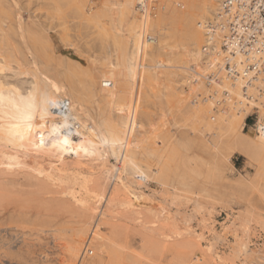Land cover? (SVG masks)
<instances>
[{
  "label": "rangeland",
  "instance_id": "374dc122",
  "mask_svg": "<svg viewBox=\"0 0 264 264\" xmlns=\"http://www.w3.org/2000/svg\"><path fill=\"white\" fill-rule=\"evenodd\" d=\"M4 1H6L4 2L6 4L8 0ZM69 1L11 0L6 5L0 3L3 7L7 6V11L1 12L2 9L0 10V29H4V32L7 31L5 33L9 37L1 44L4 43V51H10V63H12L13 68L32 69L30 72L36 73V70L48 68L44 69L43 65L40 67L41 64L48 66L50 65L49 61H51L54 65L56 64L55 60H58V62L60 61V65L58 64L60 70L62 72L66 71L65 75L68 74L66 77L69 76L70 79L62 80L61 76V80L66 81L68 85L72 84L70 85V88H72L75 85L79 86L80 84L81 86V84L87 82L84 80L85 78L89 79L86 75L89 72L85 71L82 76H79V74L77 76V72L72 73L73 71H71L73 68L71 63H80L82 64L81 68L85 67V69H87L86 67L90 69V65L92 67L94 65L91 69L95 70L94 68H96L97 70L93 71L94 73L92 70L90 71L96 88H100L105 84L106 86L109 85L107 88L116 89L117 99L115 98V101L123 95L127 96L130 78L126 75V67L123 61V38L119 43L111 38L112 33L120 32L123 37L128 35L127 22L122 14L121 5L118 4L119 1L112 0L115 5L110 3L107 5L113 6V10L110 12L111 16L109 15L111 19L108 22L111 23L114 19L113 23L117 29L113 24L110 25L106 22L108 25L105 26L82 12L74 11ZM104 1L106 0H94L98 3H93L91 7L93 13H95L96 5L99 4V7L105 5V3H102ZM192 3L194 4V0H176V5L169 3L170 8L163 10L164 18L157 27L160 34V44L162 46L160 52L162 55L158 58L156 63L159 66L155 69L158 73L155 84L160 83L154 88L148 87L147 94L144 95L145 98L141 99L143 111L139 117L142 130L148 129L151 121L155 122L159 128L157 137L151 136L152 148L149 149L148 154L154 164L151 167L154 169H149L146 163H143L144 169L147 168V170L153 171L154 174L149 187L145 188V192L148 194L151 191H154L151 193H157L158 195L154 196L158 201H161L164 209H158L153 215L146 212L148 214L146 216V213H144V223L142 221L143 217L140 221L135 220L136 215L134 213L130 214L131 212L124 211L128 213L126 214L121 210L118 211V209L119 213L117 212L115 215L117 217L122 214L120 215L122 218H111L108 223L105 222L101 225L100 235L92 240L90 248L84 251V245L82 246L83 250L80 246V252L78 251L79 255L77 256L74 250L78 247L80 237L85 231L90 232L91 227L97 225V223L104 222L100 219V216L96 215L94 219H91L88 215L82 214V210L79 212L80 206L74 203L77 206L75 207L71 203L74 201L70 195L68 199L70 198L69 201L71 202L66 200V203L65 201L62 203L63 200L59 197L67 198V194H60V196L58 193H62L63 188H65L64 185L62 187L57 186L56 183L53 185L54 182L51 181V183L48 180L46 182L49 183L46 185L45 178L40 176L41 179L38 174H30L32 172H25V170V173H19L20 171L15 170L18 172L14 173L15 171H13L14 174H11L6 172V167L0 166V264H223V261L218 260V257L215 256V251H219V254L222 255L225 254L226 257L228 254L238 264L241 263L238 262L240 261L238 259L240 254V257L244 258L249 254L253 256L257 251H260L257 254L260 259H264V165L262 167V164L258 161L247 158L233 145V142L227 141L228 133L223 128L209 122L204 115L196 116L190 113L189 101L184 106L179 104L175 95H171L168 89L165 88L166 81H168L166 78L167 71L170 70L167 65L171 64L168 62L167 54L175 46L177 37L182 36L184 33L186 18L188 14H191L192 9L194 10V7L190 9ZM9 6L10 10L8 9ZM45 29L46 33H44ZM35 36L40 37L39 40L36 37L35 42L37 44L38 41L44 42L45 38L48 37L51 47L45 46L44 48L41 45L43 42L41 44L39 42V44L44 50L48 47L51 48L45 51L49 52L48 57L53 55L56 59L52 60V56L47 60L43 57L47 52L43 50L44 54L42 55L40 47L38 51L40 54L36 52V47L32 42ZM46 42L44 45L47 44ZM5 46H8V48H5ZM50 50H53L52 55H50ZM31 55L37 58L39 66L35 65ZM52 65L49 66L48 72L52 70ZM58 66L56 64V69H58ZM74 67L76 69V65ZM113 67L115 68L113 69ZM109 68L112 73H110ZM52 72L54 73V71L50 73ZM53 73L51 75L56 76ZM57 77H60V75ZM28 78H31L30 75ZM165 78L166 81H164ZM105 79L107 82L104 81ZM84 91L82 89L81 92ZM122 91L124 94H122ZM86 92L81 95L83 99ZM87 95V98H85L87 101L85 100L84 105L87 106L88 112L96 117L104 115L102 106L107 108L108 106L103 104L100 94L95 97ZM96 101H100L102 106ZM122 105L123 100L121 99L113 106L114 112H119L118 116L127 110V107L123 108ZM115 113L112 116L116 117L117 113ZM258 121L259 112L253 110L246 120L245 130H250V127ZM69 159L73 160L72 157H69ZM82 166L84 171H91L96 176L97 165L86 163ZM155 169L159 172H156ZM109 184L110 187L107 186L108 189L106 188L108 193L114 186L112 185L114 183L109 182ZM174 198H177V200L174 201ZM178 198L185 199V201L180 200L179 202ZM194 198L203 201V205L206 202L204 208H211L210 211L212 212L209 209H200L202 205L197 210L201 216L203 214V218H201L199 212L195 211L196 207L193 204L196 200L192 201ZM102 205L105 206L104 201ZM72 207L78 208V210H74ZM191 209H194L193 212ZM176 210L177 212L178 210L188 212H181L182 214L179 213L177 216L174 213ZM171 213H174L173 217L182 221V224H179L180 221L178 220H176L178 223H175L174 218V220L167 219V221L166 215ZM187 213L188 215L197 214V216H194L195 218L193 217L192 225H195L194 228L197 231L199 230L198 232L203 230L206 238L202 236L199 239L195 234H188L187 237H184L186 234L183 236L185 232L182 230V225L185 219H180V217H183L184 214L188 216ZM129 214L134 220H130L131 218L127 216ZM133 214L135 217H133ZM205 216H208L209 223L206 221ZM196 217L200 218L197 219ZM195 220H199V222ZM169 221L174 222L169 224ZM226 223L229 225L228 227ZM172 224L173 226H171ZM209 224H211V231L208 230ZM212 225L217 232L223 231L220 234L225 233L223 236L225 240L222 239L221 242L218 241L208 247V239L212 240L214 234H216ZM176 226H178V230L175 229ZM205 226L206 229H203ZM172 228L176 231V233L174 232L175 235L173 234L174 237L178 236L180 239L172 236ZM177 231L182 232V236L178 235L179 232ZM182 239H185V241L181 242ZM244 245L249 248L247 253L243 251ZM228 258L226 262L231 264L232 258L231 260ZM228 263L224 262V264Z\"/></svg>",
  "mask_w": 264,
  "mask_h": 264
},
{
  "label": "bare ground",
  "instance_id": "6f19581e",
  "mask_svg": "<svg viewBox=\"0 0 264 264\" xmlns=\"http://www.w3.org/2000/svg\"><path fill=\"white\" fill-rule=\"evenodd\" d=\"M8 1L6 4L10 3L11 0ZM118 1V4L121 5L122 14L127 22L128 35L123 37L120 32L112 34L110 32V34L112 35L111 38L113 41L118 43L121 42L120 40L123 38V61L126 67V75L130 78L127 96L123 95V97L121 96L122 98L120 97V99H118L123 100L122 106L123 108L126 106L127 110L121 111L122 113L120 112L121 114H119V116V112H116V114L113 108L118 101H115L116 89L114 90L111 86V88H107L109 85L106 86L105 84L100 88L95 87L92 72L97 69H91L94 65L93 67L90 65V69L88 67L85 69V67L81 68L82 64L80 63H71V66L73 65L71 71H73L72 73L77 72V76L78 74L82 76V73L85 74V71L87 73L89 72L86 74L89 79L85 78L84 80L87 81L85 82L86 84L83 83L81 86L80 84L79 86L74 84L75 86L72 88H70L72 84L68 85L66 81H62L65 79L67 80V78L68 80L70 79L69 76L66 77V75H68H65L66 71L62 72L60 70L58 66L60 61L58 62V60L55 61L59 71L56 69V64L52 65L51 61H49L50 65H52L51 71L55 73L56 70V76L60 75V77L57 78L51 75L53 72H48L50 65L46 66L41 64L40 67L43 65L44 69L47 67L49 69H39L36 70V73H31L30 70L32 69H15L12 63H10V51H4V43L1 44L9 38L5 33L7 31L4 32V29L1 28L2 31L0 29V166L6 167V172H10L11 174L18 171H20L19 173L29 171L32 172L30 174H38L39 177L42 176L45 178L44 182L46 185L49 183L46 182V180L54 182H51L53 185H55V183L57 186L61 187L64 185L63 187L65 188H63L62 193H58V188L56 189L58 195L67 194V198L59 197V199L61 198L63 200L62 203H64V201L66 203V200L69 201L70 198L68 199V196L70 195L74 202H69L75 203L81 207H79L78 210V208H75L77 206L74 204L75 207H72V209H77L79 212L82 210L81 213L88 215L91 219H94L96 215L100 216V219L104 222L97 223V225L91 227L90 232H87V230L83 233L82 237H80L78 247L74 250L77 256L79 255L78 251L80 252V246L82 247L84 245V251L90 248L92 240L100 235L99 231L101 225L105 222L108 223L111 218L118 219L121 217L120 215L122 214L116 217L115 214L118 211L131 212L130 214L134 213L136 217L134 214L133 217L136 218L135 220L138 219L139 221L141 217H143L142 221L144 223V213L147 212L149 215H153L158 209H164L161 201H158L154 196L158 195L157 193H151L154 191H151L150 194L145 192V188L149 187L154 174L153 171L147 170V168L144 169L143 167V163L145 162L149 169H154L152 168L154 164L148 154L149 149L152 148L151 136L154 135L157 137L159 128L155 122L151 121L149 123V128L142 130L139 116L143 111L141 99L145 98L144 95L147 94V88H154L160 83L158 82L155 84L158 78V73L155 69L159 66L156 62L162 55L160 52L162 48L160 44V34L157 27L164 18L163 10L165 8L169 9L170 4L176 5V0H171L170 2L169 0ZM224 1L225 0H194V4L192 3L190 5V9L194 7V10L192 9L191 14H188L186 18L183 35L177 37L175 46L167 54L168 62L171 64L167 65L170 70L167 71V75L165 74L168 81H166V78L163 80L167 82L165 88L168 89L171 95H175L179 104L184 106V104L189 101L190 113L196 116L204 115L209 122L223 128L225 132L228 133V142H233V145L247 158L258 161L263 167L264 69L251 70L247 60L242 62L239 56L234 57L231 51L233 48L231 44L228 43V46H225L224 29L220 27V24L223 25L227 23L230 17L223 8ZM4 2L6 1L0 0L1 4ZM93 3L98 2H94V0L69 1L74 11L82 12L92 17L94 21L100 22L105 26L108 25L110 22L109 19H111L110 12L113 10V6L111 5H115L114 2L112 0H106L102 2L105 3L104 6L99 7V4L96 5L94 10L95 13H93L91 8ZM108 3L111 5L109 4V6H107ZM3 5H0V10L2 9L1 12L7 11V6H4V8ZM8 9L10 10V6ZM230 12L235 14L237 12V7L231 8ZM113 21L114 19H112V22L109 24L114 25ZM21 22L23 23V21ZM211 25L214 26L210 28ZM105 26L104 28H106ZM114 27L117 29L115 25ZM218 29H220V31ZM44 31V33L47 32L46 29ZM38 36H35L32 42H34L36 52L39 51L40 47L41 54L43 55L44 49L41 45L45 48V46H50L49 43L51 42H49L50 40L46 37L44 42L42 41L43 38L41 39L43 43L38 41L37 44L35 41L37 38L39 40L40 37ZM24 42H26V40H24ZM39 42L42 44L40 45ZM45 42L48 45H44ZM36 45L40 46L37 47ZM8 46H5V48H8ZM47 49L49 50L51 48L48 47ZM52 51L53 50H50V55H52ZM45 52H47V54L45 53L43 57L47 60L53 56L48 57L49 52ZM21 53L23 54V52ZM53 57L52 60L56 59ZM33 60L35 61V65L39 66L37 58L33 57ZM255 61H257V63L260 62L258 60ZM74 65H76L77 70ZM114 68L115 67H113V69ZM90 70H92V72ZM111 71L110 73H112ZM54 73L53 75H55ZM122 74L124 75V73ZM29 75L31 78H28ZM104 81H106V79ZM135 86L137 88L136 92ZM78 88H81V90ZM82 89L85 90L84 92L87 91L84 95V99L83 96H81L84 93L81 92ZM87 94H89V97H95L97 94H100L103 104L108 106V108L102 106L100 101H96L103 107L102 110L104 115L96 117L88 112L87 106L85 107L84 105L87 101L85 99L88 96ZM122 94H124V92ZM120 103H118V105H120ZM253 110L259 112V121L255 123L254 126H251L250 130L246 131V120ZM113 113L117 116H112ZM234 146L232 147L234 148ZM69 157H72L73 160H70ZM86 163L98 166L96 169V176H94L95 173L93 175L91 171L86 172L82 169V165ZM13 171L15 172L12 173ZM157 171L158 170H156V172ZM42 177L40 178L42 179ZM109 182L111 184L114 183L112 184L114 186H112V189L109 190L110 192L108 193L107 186L110 187ZM51 183L50 185H52ZM171 195L173 194L171 193ZM198 199L199 198H194V200H192L193 202L196 200L193 204L196 207L195 211L199 210L204 203ZM176 200L177 198H174V201ZM178 200L179 202L180 200L185 201V199L182 198H178ZM103 201L105 206L102 205ZM205 204L200 209L203 208L206 210L207 208H204ZM178 208L180 207L178 206ZM193 210L191 209L192 212ZM210 210L211 208L209 211ZM184 211L188 212L186 210ZM184 211L178 210L177 212L176 210L173 212L178 216L179 213ZM127 212L124 213L128 214ZM147 213L146 216L148 215ZM130 214L127 216L130 217ZM173 214L166 215V220L173 219ZM194 214L188 215L187 213L188 216L184 214L185 218L184 216L180 217V219H185L182 225V230L185 232H183V236L185 234L184 237H187L188 234H195L200 239L206 234L202 229H200L202 231L198 232L199 230L197 231L194 228L195 225H192V221L194 220L193 217L197 216V214ZM174 216L177 218L176 215ZM202 216L200 214L201 218H203ZM207 217L205 216L207 219L206 221L209 223L210 221ZM196 218L199 219L198 217ZM132 219L133 218L130 220L132 221ZM176 220L178 219H175V223L180 221ZM195 221L199 222V220ZM173 222L174 221H169V224ZM180 222L179 224H182V221ZM227 223L226 226L228 227L229 225H227ZM210 225L211 224H209L208 227L209 231H211ZM171 226H173V224ZM178 226H176V230H178ZM226 226L224 225V227ZM213 228L216 234L213 233L215 236L212 240L208 239V247L222 239L223 241L225 240L223 238L225 233L222 235L220 233L223 231L219 233L214 226ZM175 229L172 228L173 231L171 230V232H173V237L176 233ZM203 229H206V226L205 228L203 227ZM178 235L182 236V232H179ZM172 236H170V238H172ZM176 237L178 236L174 238ZM183 241H185V239H182L181 242ZM243 251L244 253L249 251L247 245L243 246ZM259 252L257 251V253ZM257 253L253 256L249 254L244 258L240 257L241 254L238 255V259H240L238 262H241L239 264L264 263V259H260ZM224 255L219 254V251H215V256L218 257V260H222L223 264L224 262L228 263L226 262L228 257L230 258H228L229 260L232 258L228 256V254L227 257ZM81 256L83 257V255ZM231 264L238 263L232 258Z\"/></svg>",
  "mask_w": 264,
  "mask_h": 264
},
{
  "label": "built area",
  "instance_id": "2783aa9c",
  "mask_svg": "<svg viewBox=\"0 0 264 264\" xmlns=\"http://www.w3.org/2000/svg\"><path fill=\"white\" fill-rule=\"evenodd\" d=\"M235 6L237 12L233 14L230 10ZM223 8L230 17L227 23L220 24L225 46L231 44L234 57L247 60L251 70L264 69V0H225Z\"/></svg>",
  "mask_w": 264,
  "mask_h": 264
}]
</instances>
